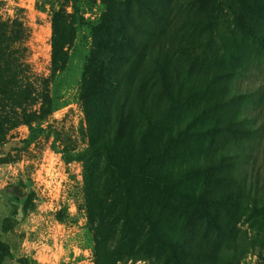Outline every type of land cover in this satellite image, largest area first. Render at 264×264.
<instances>
[{"label": "rangeland", "instance_id": "rangeland-1", "mask_svg": "<svg viewBox=\"0 0 264 264\" xmlns=\"http://www.w3.org/2000/svg\"><path fill=\"white\" fill-rule=\"evenodd\" d=\"M92 127L127 164L143 142L163 150L151 166L172 192L201 193L144 204L196 254L169 261L112 207L96 217L105 236L145 238L132 255L96 244L88 194L102 182L66 160ZM263 210L264 0H0L3 264H264Z\"/></svg>", "mask_w": 264, "mask_h": 264}, {"label": "trees", "instance_id": "trees-1", "mask_svg": "<svg viewBox=\"0 0 264 264\" xmlns=\"http://www.w3.org/2000/svg\"><path fill=\"white\" fill-rule=\"evenodd\" d=\"M248 34L255 37L250 32ZM123 125L121 122L119 123V127L122 129ZM99 130L97 127H92L87 148L81 154L66 158L67 161L78 160L83 162V176L86 186L93 189L97 183L102 182L100 192L88 194V218L93 225L96 244L100 248H109L108 239L110 237L105 236L106 234L101 229L104 220H97L96 217L104 210V207H112L115 211L114 223L127 227L133 219L137 225L144 227V230L148 229L149 233L153 235L156 245L168 249L169 256L166 257L169 261L171 257L174 260H179L185 254H196V249H188L185 241L180 235L172 232V227L170 228L168 222H165L161 215L157 218L153 217L151 208L144 207V204L146 202L152 206L151 201L154 198L161 199L165 203L171 201L172 196L179 200L202 202L201 197L198 196L201 193L197 189L189 187L172 192L170 180L155 172L151 166L154 154L163 155V150L154 152L147 149V143L143 142L146 148L141 160L136 165L127 164L119 154L120 140L117 135L107 137L99 134ZM94 162H97L101 169L93 172L91 170ZM202 173L205 174V172ZM148 190L149 192H147ZM253 205L257 209L256 204ZM199 206L202 208L201 205ZM142 235L143 231L138 235L123 231L110 239L114 248H119L122 251L125 249L127 254L132 255L137 253L134 248L135 242H138V247L141 246L145 238ZM9 258H11L10 248L8 244L0 240V264ZM18 262L30 264V260L24 258Z\"/></svg>", "mask_w": 264, "mask_h": 264}]
</instances>
